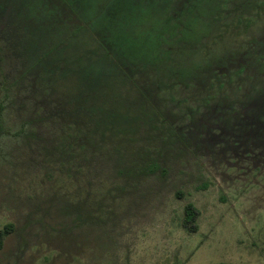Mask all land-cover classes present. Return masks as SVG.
Wrapping results in <instances>:
<instances>
[{
    "label": "rangeland",
    "instance_id": "obj_1",
    "mask_svg": "<svg viewBox=\"0 0 264 264\" xmlns=\"http://www.w3.org/2000/svg\"><path fill=\"white\" fill-rule=\"evenodd\" d=\"M236 5L237 2L229 7L228 19L244 15L252 23L236 38L228 35L222 40L221 54L229 53L225 48L244 45L246 39L264 37V14L261 11L256 14L253 8L248 10L244 3L239 4V9ZM229 57L232 58L229 64L215 62L205 74L217 71L226 82L208 104L193 110L199 125L191 122L194 127H188L189 134H205L201 144H196L198 150L179 158L166 157V161H160L161 169L143 174L139 193L124 192L118 197L113 204V217L108 219L110 225L105 227H68L79 214L78 207L93 205L96 197H86L83 187L79 190L71 183L73 177L65 178V174L44 160L48 156L57 160L56 149L63 132L56 125L65 122L64 116L46 119L44 126L39 121L28 123L40 112L39 102L42 111L47 112L53 106L51 103L78 96L77 83L69 77L50 81V86L56 89L51 93L43 81L22 84L17 96L9 91L8 98H4L5 92L0 89V101L7 103L2 118L8 132L0 136V226L8 222L14 226L0 248V264H264V113L259 116L256 113L261 104L259 94L264 92V72L257 74L250 64L252 59L245 57L244 63L249 62V68L236 73L244 56L233 52ZM175 82V96L187 99L188 108L198 106L206 93L208 79L189 86L180 80ZM126 89L127 86L110 88L113 91L109 95L101 89L99 100L111 101L118 90L128 95ZM30 92L35 98H27ZM117 105L120 112H126L124 101ZM230 107L233 110L227 112ZM168 108L166 114L172 112L168 116L172 125L181 128L188 123L181 111L184 105ZM227 113L238 118L234 119L236 124L227 120ZM23 121L27 133H33L28 130L30 127L37 132L35 138L13 135ZM115 124L119 127L118 121ZM123 125L124 129H130L133 124ZM212 133H221L225 142L235 138L239 145L227 147L221 140L214 142ZM107 139L110 145L92 152L91 162L83 166L84 170L102 168L108 175L116 161L111 144L121 140L125 156H132L140 140L139 136L127 133L121 138L108 133ZM96 146L94 141L91 147L94 150ZM49 170L51 178L45 174ZM77 179L85 188L90 180L83 173ZM105 188L103 184L97 193L102 194ZM52 194L70 202L64 210L72 214L62 216L60 227L54 216L43 210L45 199ZM55 202L52 208L57 214L58 205L64 206L66 201L56 198ZM187 202L199 212L194 233L180 225ZM101 216L106 218L105 213Z\"/></svg>",
    "mask_w": 264,
    "mask_h": 264
},
{
    "label": "trees",
    "instance_id": "obj_2",
    "mask_svg": "<svg viewBox=\"0 0 264 264\" xmlns=\"http://www.w3.org/2000/svg\"><path fill=\"white\" fill-rule=\"evenodd\" d=\"M191 1L187 8L185 0H68V6L63 7V18L61 15L56 18L44 14L40 0H0V89L5 92L4 98H8L9 91L17 96L22 84L33 85L40 81L51 93L56 89L50 86V81L66 80L68 77L77 83L80 93L58 104L51 103L56 107L52 106L50 111L43 112L42 107L36 118L28 121L29 124L39 121L44 126L46 119L64 116L63 125L69 128V132L62 133L63 137L58 141L57 160L50 156L44 160L65 174V178H71L72 169H77V175L83 173L90 179L85 183L86 188L79 184L78 189L83 187L85 196L92 198L94 195L96 200L93 205L79 206V214L68 227L110 225L108 219L113 217L114 202L124 192L139 193L138 184L143 174L161 169L160 161H166V157L179 158L198 150L199 145L196 144L199 142L191 137L200 138L199 134H189L191 126L199 125V119L193 117V110L208 104L215 94L223 90L226 82L217 71L208 73V76L205 74L215 62L224 63L229 56V51L228 54L219 53L222 52L219 43L228 35L246 32L252 22L244 15L228 19L229 9L220 6V1L225 0ZM247 7L248 10L253 8L256 14H259L258 11L264 14V0H255L252 6ZM60 10L59 7L55 9L58 14ZM186 33L188 37L184 36ZM252 40L253 46L240 45L234 53L252 59L253 70L263 74L264 37ZM245 71L247 69L240 66L235 72ZM206 78V93L199 99L198 106L188 108L187 99L175 96L176 80L189 86L202 83ZM117 86H127L128 95L124 96L118 90L115 97L110 98L111 101L99 100V95L103 93L101 89L109 95L113 91L109 89ZM259 96L258 116L264 113V92ZM122 101L126 103L125 113L120 112L117 105ZM173 105H184L181 111L193 125L191 122L190 127L172 125L168 119L172 112L166 114V108L169 109V106L172 109ZM61 106L64 108L60 109ZM6 107L7 103L2 99L0 136L8 133L2 118ZM230 108H226L227 112L233 110ZM175 114L178 115V112ZM226 115L229 119L236 118L231 113ZM117 121L119 127L115 124ZM126 123L133 125L124 129L123 124ZM61 125L58 123L56 126L61 128ZM72 128L78 131L77 135L72 134ZM28 130L33 133L26 132L23 121L19 131L13 135L35 138L37 132L31 127ZM108 133L120 138L125 133L139 136V146L132 156H125L121 140L111 144L116 161L115 168L108 175L102 168L96 171L87 167L84 170L83 166L91 162L92 152L110 145ZM94 141L98 144L95 151L91 147ZM77 155L78 164L74 161ZM47 172L50 170L45 174L51 178L52 175ZM71 183L75 182L71 180ZM103 184L106 188L102 194L97 193ZM52 195L45 199L43 210L52 214L57 227H60L62 216L72 214L64 210L66 203L70 202L59 194ZM56 198L66 201L64 206L58 205L57 214L52 208ZM102 213L106 218L101 216ZM198 215L192 203H185L181 227L189 233L196 232ZM13 230L10 222L0 226V248Z\"/></svg>",
    "mask_w": 264,
    "mask_h": 264
},
{
    "label": "flooded vegetation",
    "instance_id": "obj_3",
    "mask_svg": "<svg viewBox=\"0 0 264 264\" xmlns=\"http://www.w3.org/2000/svg\"><path fill=\"white\" fill-rule=\"evenodd\" d=\"M66 1H68V0H40V7H42L43 9H44V11H45V13L44 14H48L50 17H56V18H58V16H60L61 15V18H63V7L64 6H68L67 5V2ZM254 1L255 0H225V1H220V6H226L228 9H229V7L233 4V3H235V2H237V5H236V7H238L237 9H239V4L240 3H244V4H246L247 6H252L253 4H254ZM185 2H186V4H185V7H187L188 8V5H191V0H185ZM179 3H181V1L179 2ZM61 8V10H60V14H58V12L57 11H55V9H57V8ZM29 13L31 12V10H30V8H29ZM2 10L0 9V20L2 19ZM55 12V13H54ZM223 13V12H222ZM74 15V14H73ZM75 16V15H74ZM227 16H230V10H228L227 11ZM237 16H239V15H237ZM247 17V16H246ZM236 18V17H235ZM248 18V20L250 19V17H247ZM238 34L236 33V34H233V37L235 38L236 36H237ZM252 39H254V38H251V39H246L247 41L244 43V45H246V44H249V45H254V41L252 40ZM255 40V39H254ZM236 42V41H235ZM239 47L240 46H237V47H232V48H225V50L227 51H229L230 53H229V56H231V54H233V52L234 51H237V50H239ZM229 56H227L226 58H225V61L229 64L230 62H231V60H232V58H230ZM241 60H242V62L243 63H239L238 64V66L240 67V66H244V69L246 70V69H248L249 68V66L248 65H250L249 64V62L248 63H244V58H241ZM253 67V66H252ZM254 68V67H253ZM0 84H1V81H0ZM31 85V84H30ZM31 95V96H30ZM30 95H28L27 96V98H29V99H32V98H35L34 96L32 97V92H30ZM40 104H41V108H42V103L41 102H39ZM58 104V103H57ZM5 110V109H4ZM2 113H4V111L2 112ZM3 115V114H2ZM234 119H236V121H237V119L238 118H227V120L229 121V120H233L231 123H232V125H234V124H236L237 122L234 120ZM187 120V122L188 123H185L184 124V126L183 127H186V126H191L190 124V122H191V120H190V118L188 117V119H186ZM225 121V120H224ZM228 121H225L227 124H228ZM230 124V123H229ZM60 130L64 133V132H69V128H67V127H65L64 125H63V123H62V125H61V128H60ZM71 132H72V134H75V135H77V133H78V131L75 129V128H72L71 129ZM204 133H203V135H202V132H200L199 133V136H200V138H199V140H197L196 142H199L200 144H201V142L205 139V137H204ZM212 135H213V140H214V142H215V140H221V138H223V135H221V133H220V135L219 134H216V133H212ZM222 142H224V145L225 146H238L239 145V143H238V140H236L235 138L234 139H232V140H229V141H226L225 142V140H221ZM229 142V143H228ZM221 146H223V144H221ZM77 147V146H76ZM75 163L76 164H78V162H79V159H78V155L76 156V158H75ZM255 165V164H254ZM72 173H73V176L75 175V177L73 178L74 179V182H75V184H76V188L78 189L79 188V180L77 179V177H78V170L77 169H72ZM72 176V177H73Z\"/></svg>",
    "mask_w": 264,
    "mask_h": 264
}]
</instances>
